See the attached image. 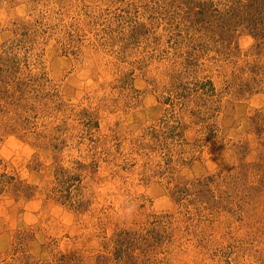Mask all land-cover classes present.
<instances>
[{
  "label": "rangeland",
  "instance_id": "rangeland-1",
  "mask_svg": "<svg viewBox=\"0 0 264 264\" xmlns=\"http://www.w3.org/2000/svg\"><path fill=\"white\" fill-rule=\"evenodd\" d=\"M239 1L0 0V264H264Z\"/></svg>",
  "mask_w": 264,
  "mask_h": 264
},
{
  "label": "trees",
  "instance_id": "trees-1",
  "mask_svg": "<svg viewBox=\"0 0 264 264\" xmlns=\"http://www.w3.org/2000/svg\"><path fill=\"white\" fill-rule=\"evenodd\" d=\"M242 1L240 0L239 3L242 2ZM256 1L257 0H245V2H244L245 8L252 7L251 5H254L256 3ZM242 3H241V5H242ZM258 4H264V0H258ZM252 23H254V24H252ZM252 23H250V24H252V27H255V28L258 27L259 29H261L259 26H256L257 21L253 20Z\"/></svg>",
  "mask_w": 264,
  "mask_h": 264
}]
</instances>
